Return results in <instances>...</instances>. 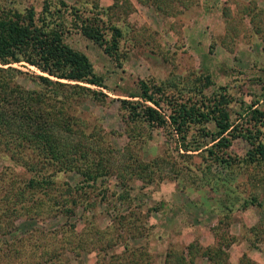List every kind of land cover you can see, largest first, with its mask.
Returning <instances> with one entry per match:
<instances>
[{
  "label": "rangeland",
  "instance_id": "374dc122",
  "mask_svg": "<svg viewBox=\"0 0 264 264\" xmlns=\"http://www.w3.org/2000/svg\"><path fill=\"white\" fill-rule=\"evenodd\" d=\"M63 1L121 33L116 50L109 54L81 34L66 11L61 12L70 29L63 34L64 42L87 57L101 85L90 87L106 96L104 102L85 99L75 107L76 114L87 131L112 149L115 160L110 164L116 169L153 160L158 164L151 176L126 173L123 179L109 168L110 173L91 184L81 182L78 174L59 173L55 176L59 188L62 182L83 185L73 214L54 212L55 205L39 196L42 209L49 212L37 222L25 213L14 218L11 231L22 233L24 239L13 251L7 246L0 250V264H28L42 260L43 256L37 259L42 251L60 247L70 256L66 261L62 257L63 264H264V241L255 247L246 239L257 209L228 202L233 195L243 197L256 190L260 183L253 185V177L261 179L264 164L233 167V180L225 186L210 181L216 164L207 169L209 160L202 148L184 152L168 124L129 121L118 107V99L140 100L138 83L143 80L164 113L168 101L206 104L221 98L228 100L225 109L233 125L250 127L243 123L245 110L255 106L264 112V0ZM55 7L58 0H0V17L29 8L39 17L43 9ZM12 65L37 72L22 63ZM19 81L29 83L22 77ZM204 127L209 130L211 125ZM201 128L192 125L186 133L191 149L206 139ZM248 148L247 140L239 136L227 151L243 156ZM10 165L0 154L5 179L0 186L6 188L14 173L22 172ZM116 213L121 218H114Z\"/></svg>",
  "mask_w": 264,
  "mask_h": 264
},
{
  "label": "trees",
  "instance_id": "16d2710c",
  "mask_svg": "<svg viewBox=\"0 0 264 264\" xmlns=\"http://www.w3.org/2000/svg\"><path fill=\"white\" fill-rule=\"evenodd\" d=\"M58 5L52 11L43 9L39 17L32 8L0 17V154L11 161L13 169H22L20 175L14 173L7 188L5 184L0 186V230L4 229L0 232V250L7 246L13 251L16 242L24 239L22 233L11 231L18 214L25 213L28 219L37 222L49 212L42 209L39 196L55 205L54 212L63 210L65 215L73 214L80 194H84L83 185L62 182L64 186L59 188L55 182L59 173L78 174L81 182L91 184L97 177L110 173L109 168H114L111 172L123 179L126 173L151 176L158 164L153 160L150 164L123 165L116 169L110 164L115 160L112 149L105 148L99 136L84 127V120L76 114L75 107L80 108L85 99L104 102L106 96L90 87L101 85L87 57L64 42L63 34L70 29L64 25L62 13L66 11L76 29L109 54L116 50L121 33L118 27L107 25L100 17L82 16L77 7L68 6L63 0H58ZM12 63L32 66L37 72L28 68L20 70ZM21 77L29 81L27 86L21 84ZM138 84L140 100L118 99V107L127 112L129 121L157 126L168 124L178 135L184 152L202 148L209 160L207 169L216 164L210 181L225 186L233 180V167L250 164L256 168L264 164V112L258 107L249 106L245 110L243 123L250 127L233 125L225 109L228 100L221 98L207 100L206 104L168 101L170 105L164 113L158 109V99L152 96L146 81L140 80ZM153 90L158 88L153 87ZM262 90L264 94V87ZM205 123L211 125L209 130L205 129ZM192 125H201V136L206 138L197 141L194 149L185 140ZM239 136L249 144L243 156L227 151L231 140ZM208 143L211 144L203 148ZM3 174L0 172L1 182ZM253 179V185L260 183L256 190L252 188L251 193L243 197L233 195L228 202L230 206L237 203L241 208L251 205L257 209L256 222L248 227L246 237L250 245L257 247L258 242L264 241V170L261 179ZM81 210L88 208L82 206ZM116 214L114 218H121ZM63 256L65 261L70 259L62 252V247L55 248L53 252L42 251L37 258L42 260L28 264H63Z\"/></svg>",
  "mask_w": 264,
  "mask_h": 264
}]
</instances>
